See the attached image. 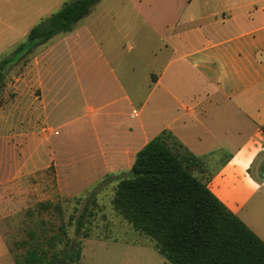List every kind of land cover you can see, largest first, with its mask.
Listing matches in <instances>:
<instances>
[{"label":"crops","instance_id":"1","mask_svg":"<svg viewBox=\"0 0 264 264\" xmlns=\"http://www.w3.org/2000/svg\"><path fill=\"white\" fill-rule=\"evenodd\" d=\"M71 1L0 0V61ZM29 54L13 85L20 135L43 124L50 131L37 152L30 146L33 163L62 165L52 110L74 81L79 97L95 103L86 102L85 116H96L101 137L95 151L64 165L68 173L80 164L82 181L129 173L135 154L164 135L264 243V0H100ZM0 264H15L1 234Z\"/></svg>","mask_w":264,"mask_h":264},{"label":"rangeland","instance_id":"2","mask_svg":"<svg viewBox=\"0 0 264 264\" xmlns=\"http://www.w3.org/2000/svg\"><path fill=\"white\" fill-rule=\"evenodd\" d=\"M31 55H19L7 67L6 85L1 90L0 234L13 259H21L25 249L17 244L26 239L28 231H33L37 238L43 234L57 235L58 226L63 225L65 236L60 237L63 240L80 239L82 234L88 236L82 240L78 264H169L162 260L149 239L134 232L112 209L115 186L119 179L128 176V172L96 181H82L79 178L84 166H74L73 173H68L64 166L70 160L81 161L84 151H95V142L101 137L96 116L93 117L95 123L85 116L86 102L93 106L95 103L79 97L74 81L65 87L72 92L71 97L66 98L63 90L52 110L54 124L60 126L52 137L54 157L62 165L32 162L30 146L33 145V151L37 152L41 148L38 147L47 142L50 131L43 124L41 130L29 134L28 138L21 137L22 122L13 109L14 80ZM11 82L10 87L7 86ZM5 119L8 122L4 125L1 122ZM47 202L59 205L60 212L39 208V204ZM79 221L82 227L76 232Z\"/></svg>","mask_w":264,"mask_h":264},{"label":"trees","instance_id":"3","mask_svg":"<svg viewBox=\"0 0 264 264\" xmlns=\"http://www.w3.org/2000/svg\"><path fill=\"white\" fill-rule=\"evenodd\" d=\"M100 0H73L31 29L25 44L11 57L0 61L1 88L6 69L19 55L61 33L70 32ZM197 164L186 150L177 152L164 135L149 141L136 154L128 176L118 180L111 206L137 234L149 239L154 250L169 264H264V243L232 214L206 187L192 176L189 166ZM44 211L60 212V206L39 204ZM82 224H76L79 232ZM59 234L36 237L33 231L17 247L25 251L15 264H78L80 239H61ZM61 248H59V246Z\"/></svg>","mask_w":264,"mask_h":264}]
</instances>
